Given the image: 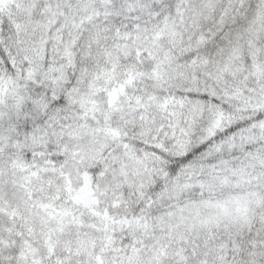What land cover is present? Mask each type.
Here are the masks:
<instances>
[{
  "label": "snow or ice",
  "instance_id": "snow-or-ice-1",
  "mask_svg": "<svg viewBox=\"0 0 264 264\" xmlns=\"http://www.w3.org/2000/svg\"><path fill=\"white\" fill-rule=\"evenodd\" d=\"M0 264H264V0H0Z\"/></svg>",
  "mask_w": 264,
  "mask_h": 264
}]
</instances>
